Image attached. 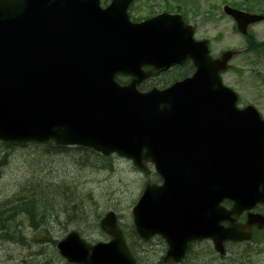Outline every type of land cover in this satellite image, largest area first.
I'll return each instance as SVG.
<instances>
[{"label":"water","instance_id":"95a60500","mask_svg":"<svg viewBox=\"0 0 264 264\" xmlns=\"http://www.w3.org/2000/svg\"><path fill=\"white\" fill-rule=\"evenodd\" d=\"M130 2L0 0V140L115 152L144 172L152 163L163 183H147L131 208L137 235L163 236L164 260H178L189 240L203 237L223 253L224 240L248 236L220 222L264 204V119L251 105L238 109L222 85L230 51L211 58L208 41L194 40L178 14L133 23ZM224 10L243 32L262 18ZM186 59L196 67L190 77L137 88ZM118 74L131 79L120 84ZM100 226L109 241L90 244L72 228L56 249L71 263L136 264L113 211Z\"/></svg>","mask_w":264,"mask_h":264},{"label":"rangeland","instance_id":"374dc122","mask_svg":"<svg viewBox=\"0 0 264 264\" xmlns=\"http://www.w3.org/2000/svg\"><path fill=\"white\" fill-rule=\"evenodd\" d=\"M232 1L242 4L244 9L251 7L252 12L264 13V3L258 5V0H170V6L160 0H135L131 13L136 18H144L162 10L175 12L178 7L194 24V36L209 40L212 55L227 49L237 51L230 60L231 68L222 74L223 82L238 92L239 106L251 103L264 117V56H261L264 49L261 55L253 54L254 57L245 51L247 42L234 30L233 20L221 14L222 5ZM250 30L257 40L264 41V21L254 24ZM173 72L174 69L164 75L153 76L146 84L150 87L157 81L169 79ZM41 145L45 144L5 146L0 142V201L11 196L18 186L30 184L31 180L41 181L42 189L50 196L45 202L47 211L38 216L36 227L26 222L25 215L14 216V219L17 218L15 234L11 239H0V264H69L56 251V242L70 227H74L90 243L108 240L98 225L99 217L108 209L116 213L128 241L132 205L146 181H159L152 169L145 174L126 158L111 155L108 160H103L93 154L96 160L111 163V168H98L99 163L94 158L96 167L83 165L80 168L69 160L67 153H54ZM63 180L66 183L60 186L56 196L55 183L60 184ZM48 184H51L50 188ZM42 201L36 203L39 208L43 206ZM74 202L82 204V216L85 213L88 216L78 221H65V212L72 211L70 205ZM130 240L135 242H129L130 248H135L142 255V259L138 257L141 264H144L143 256L149 259L150 264L158 263L156 259L163 249L160 238L153 237L143 243L135 237ZM259 250L264 254V244Z\"/></svg>","mask_w":264,"mask_h":264},{"label":"trees","instance_id":"16d2710c","mask_svg":"<svg viewBox=\"0 0 264 264\" xmlns=\"http://www.w3.org/2000/svg\"><path fill=\"white\" fill-rule=\"evenodd\" d=\"M117 80L123 83V82H126L128 78L124 76H118ZM146 87H148L147 84L143 83L140 88L144 89ZM26 144L30 145L32 143H20L18 145L24 146ZM42 144H45L41 146H44L45 148H47L48 151H52L54 153H58V152L67 153L69 160L75 165L79 166L80 168L83 165L85 166L89 165V166L96 167L94 166L95 163L93 162V158L95 159L96 162L99 163L98 168H109V169L111 168V163H104V162L98 161L93 155L97 157L99 156V158L103 160H108L109 157H103L99 155L98 153H95L91 149L83 148V147L68 148L64 146H58L52 141H48ZM3 145L15 146L17 144L3 143ZM67 150H70V151L68 152ZM64 183H66L65 180L61 181L60 184L55 183L56 196L58 195V189ZM50 186L51 184L47 185L48 188H50ZM72 196L74 197L73 194ZM48 198H50V196H47L46 191L42 189L41 181L39 180H34V181L31 180L30 184H27V185L24 184L21 187L18 186L16 191L11 196L7 197L3 201H0V234L1 236L7 239H11V236L15 234V226H16L15 221L17 220V218L14 219L15 215H25L24 217L26 218V222L36 227V223L38 222V216H43L47 211L45 202H46V199ZM39 201H42V204H43V206H41L40 208L37 205ZM70 208L72 209V211L65 212V216L67 217V220L65 221H69V222L78 221V219H83L88 216V214L86 213L84 216H82L83 213H81V209L83 208V205L78 202L71 203ZM130 233H131L130 238L135 237L137 240H139L136 237V234L134 233L133 229L130 231ZM130 242H133V241L130 240ZM133 243L135 244V242ZM132 251L135 254H137V252L140 254V252L139 251L136 252L135 248L133 247H132ZM142 254H146V253H142Z\"/></svg>","mask_w":264,"mask_h":264},{"label":"flooded vegetation","instance_id":"af4514ba","mask_svg":"<svg viewBox=\"0 0 264 264\" xmlns=\"http://www.w3.org/2000/svg\"><path fill=\"white\" fill-rule=\"evenodd\" d=\"M109 1L107 0L105 5ZM249 32H252L250 28ZM248 212L244 211L240 214L235 219L236 223L240 225L246 223L248 221ZM253 212L264 215V209H255ZM224 224L227 225V223ZM250 232L251 238L248 241H226L224 244V255L218 254L213 249L211 240H196L189 244V254L182 258V261L179 263L165 261L163 264H264V254L258 249L259 246L264 244V225L261 227L256 224L252 225L250 226ZM162 248L163 256L166 249L164 238H162Z\"/></svg>","mask_w":264,"mask_h":264},{"label":"bare ground","instance_id":"6f19581e","mask_svg":"<svg viewBox=\"0 0 264 264\" xmlns=\"http://www.w3.org/2000/svg\"><path fill=\"white\" fill-rule=\"evenodd\" d=\"M76 211V210H75Z\"/></svg>","mask_w":264,"mask_h":264}]
</instances>
